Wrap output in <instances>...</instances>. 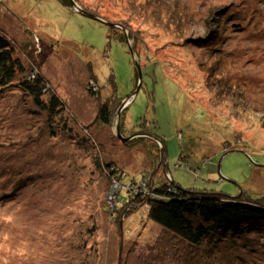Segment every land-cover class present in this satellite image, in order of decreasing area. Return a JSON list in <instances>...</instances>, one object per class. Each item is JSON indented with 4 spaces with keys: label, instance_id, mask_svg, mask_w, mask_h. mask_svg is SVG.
<instances>
[{
    "label": "rangeland",
    "instance_id": "1",
    "mask_svg": "<svg viewBox=\"0 0 264 264\" xmlns=\"http://www.w3.org/2000/svg\"><path fill=\"white\" fill-rule=\"evenodd\" d=\"M84 1L130 25L132 34L119 30L130 47L136 42L133 55L115 39L106 47L105 26L57 0H0V13H15L12 22L0 15V30L26 75L42 48L26 50L27 42L52 39L41 72L73 129L50 140L27 98L0 87V264H264V233L245 235L249 246L237 253L229 244L181 242L146 216L141 206L150 200L123 212L128 206L108 189V172L90 171L87 159L95 142L100 159L120 173L121 197L131 185L148 193L150 183L173 180L183 190L264 204V0ZM209 29L218 36L202 48ZM95 75L103 100L129 102L110 128L89 126L98 108L89 94ZM120 118L126 142L118 138ZM143 122L163 142L169 175L153 164L151 149L127 145Z\"/></svg>",
    "mask_w": 264,
    "mask_h": 264
},
{
    "label": "trees",
    "instance_id": "2",
    "mask_svg": "<svg viewBox=\"0 0 264 264\" xmlns=\"http://www.w3.org/2000/svg\"><path fill=\"white\" fill-rule=\"evenodd\" d=\"M57 1L69 11L77 13L72 3V1H74L84 12L102 20L92 21H96L105 26L107 31L106 47H108L111 41L115 39L121 44H126L130 52L137 49V47H135L136 42L130 47L128 39L124 36L123 32L126 30H128L130 34L133 33L132 28H127L130 26L127 23L121 25V22L119 21L113 22L115 19L112 20L103 17L99 13H96L95 8L84 0ZM17 8L19 11H22L24 6L19 2ZM6 10H9L10 12H7ZM220 10L222 9H218L214 14L217 13L221 15L220 13H223V11L219 12ZM22 13L29 15L32 14V11ZM0 15L4 16L6 22H12L15 13L10 9L4 8V12L1 11ZM181 26L182 25L174 27L181 29ZM217 30L212 31L209 29L207 36L201 40V43H199L200 47L203 48L209 45L212 40L211 34L215 36L216 33L218 36ZM4 32L0 30V87L9 84L13 85L27 98L25 101L28 103L30 102V104L33 105V114L36 117H39V114L43 116L44 128L41 127V129L44 130L45 133L47 132L50 140L60 139L64 137L66 133L73 132V129L68 123L69 118L65 114L67 108L65 107L64 102L54 93V90L48 84L49 82L42 76L43 72H41L42 66L53 53V45L51 46L47 44V42H50L52 39L47 37L40 38L35 35L38 39L33 38L31 43L27 42V44L30 45H25L24 48L26 50H28V46H35L36 44L41 45L42 48L35 59H30V68L27 69L29 73L26 75V68L20 62L16 50L14 49V42H11V37H9L8 34L5 35L6 32ZM136 53L139 54L137 51ZM143 54L145 55L144 57L149 55L147 51ZM139 56L143 55L139 54ZM135 71L136 77L138 78L136 68ZM169 74L171 76H169L168 73L167 76L172 81L176 82L179 79V76H172V72ZM24 76L27 78L26 80H24ZM189 76L184 79L193 82L194 78ZM16 79L20 80L16 81ZM94 80H96L97 83L93 81L92 85L89 86L90 89H88L89 94H91L90 97L94 98L93 100L97 102L98 108L96 118L89 126L94 127L95 125H100L102 127L110 128L119 107L127 99L118 100L115 96H110L108 99L103 100L106 97L102 96L99 91L98 81L100 83V79L95 75ZM109 80L112 82L111 78H109ZM187 84L183 88L185 91H190L188 86L192 85ZM199 88L200 87L196 88L197 91L192 87V91L198 93L201 91ZM200 94L202 93L200 92ZM123 110L122 113H125L126 109ZM122 125L123 122L120 118L119 132L120 139L123 141V137L127 136H125L122 131ZM145 126L146 123L143 122L140 126V131L128 137L129 139L131 137L135 138L130 140L127 145L133 148L143 147L145 149H151L153 154V164L155 165L159 163L160 166H163L166 175H169L166 164L161 161V159L164 161L165 158L163 142L150 129H143ZM226 148L229 149L228 146ZM98 149L96 143L93 142L91 145L92 156L87 157L91 167L90 171L95 170V172H97L101 169V171L108 172V189L113 192H118V197L115 198V200L119 199L118 202H120L121 206H128L123 212H130L129 210L131 207L144 205L146 199L150 200V203L147 206H141L142 209H145V212L147 213L146 216L162 229L178 238L181 242H185L192 246H200L206 241H213L219 245L229 244V247L235 251L237 247L238 252H236L239 253L244 252L249 246L248 243H242L245 239V235L249 234L251 236V234L255 232L264 233V204L255 202L245 203L233 198H224L217 194L208 193L207 190H183L178 184H175L173 180L170 182L165 181V183L163 182L157 185L153 182L150 183V192L148 193H145L146 191H140L139 189H132L131 185V187L127 189L125 196L121 197L123 194H120L119 191V183L121 184L122 180L119 176L120 173L112 162L100 159L102 157H100L101 153H99ZM180 166L187 168L185 163L179 164V167ZM144 173L145 172L142 173V177L144 176ZM133 183H135V181L131 182V184ZM24 185L25 182L18 186ZM135 193H138V195H135ZM111 197L112 195H109L107 202L111 200ZM136 200L138 201L137 203H135ZM105 207L109 210L106 203ZM121 218L122 216L120 219ZM239 256L247 258L246 255Z\"/></svg>",
    "mask_w": 264,
    "mask_h": 264
},
{
    "label": "water",
    "instance_id": "3",
    "mask_svg": "<svg viewBox=\"0 0 264 264\" xmlns=\"http://www.w3.org/2000/svg\"><path fill=\"white\" fill-rule=\"evenodd\" d=\"M72 3H73V5H74V7H75L76 12H77L79 15H81V16H83V17H86V18H88V19H91V20L102 21V20H100L99 18H97V17H95V16H92V15H90V14L84 12V11H83V10L77 5V4H75L74 1H72ZM132 53H133V52H132ZM132 55H133V54H132ZM133 60H134V63H135V68L137 69L138 77L140 78V77H141V69H140V67L136 64V61H135V59H134V56H133ZM128 103H129L128 100H126V101L121 105L119 112L123 111V109H125V108L127 107ZM119 114H120V113H119ZM117 131H118V138H120L119 128H118ZM128 140H129V139H128ZM123 141L125 142L126 140H123Z\"/></svg>",
    "mask_w": 264,
    "mask_h": 264
},
{
    "label": "bare ground",
    "instance_id": "4",
    "mask_svg": "<svg viewBox=\"0 0 264 264\" xmlns=\"http://www.w3.org/2000/svg\"><path fill=\"white\" fill-rule=\"evenodd\" d=\"M202 96V94H200ZM130 97H134V94H132ZM256 233V232H255Z\"/></svg>",
    "mask_w": 264,
    "mask_h": 264
}]
</instances>
